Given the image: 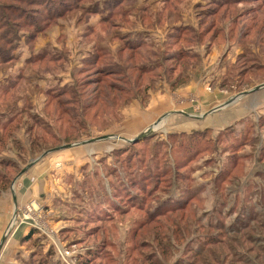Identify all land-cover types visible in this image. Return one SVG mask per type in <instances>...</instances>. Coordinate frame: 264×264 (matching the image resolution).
I'll use <instances>...</instances> for the list:
<instances>
[{
    "label": "rangeland",
    "instance_id": "374dc122",
    "mask_svg": "<svg viewBox=\"0 0 264 264\" xmlns=\"http://www.w3.org/2000/svg\"><path fill=\"white\" fill-rule=\"evenodd\" d=\"M50 1L48 7L55 9L59 1L75 0ZM81 1L90 8L95 0ZM115 1L132 10L101 21L99 13L73 8L48 22L44 6L0 0V52L8 53V41L18 46L15 60L0 63V116L22 108L2 133L7 139L17 134L22 142L11 141L20 153L12 155L19 169L15 163L0 173L13 178L43 151L78 144L65 148H73L70 153H47V158L58 156L61 167L55 174L59 189L52 191L55 208H46L38 196L23 202L16 229L7 234L8 226L5 231L0 263L9 264L18 253L20 258L10 264H52L55 255V263L61 264L59 248H66L73 264H264V0ZM204 10L210 13L204 15ZM92 23L95 29L88 28ZM138 26L154 34H140L148 37L146 46L126 49L119 31ZM183 48L190 53L179 63L172 60L177 64L170 80L161 69L144 75L134 67L155 64L162 52L171 55ZM111 49L134 57L126 64L132 83L126 91L125 77L104 79L108 74L100 69L108 65L105 56L113 54ZM98 54L103 55L101 62L91 65ZM61 71L67 78L71 74L74 89L82 85L78 90H85L83 98L81 93L72 98L71 91L59 101L39 90L44 78L53 80L52 74ZM188 71L207 92L235 96L230 105L214 111L220 126L227 123V115L238 117L219 131L204 128L202 118L220 100L204 105L206 96L196 89L180 91L174 95L178 111L162 116L138 142L123 139L141 135L157 118L128 126L123 121L129 106L147 114L160 94L156 84H172L177 78L176 90L188 83ZM17 72L22 74L18 83L8 87L5 77ZM111 83L116 89L107 87ZM146 86L151 87L144 91ZM251 90L254 97L248 96ZM37 111L43 118L33 114ZM182 111L193 117H184ZM193 122L194 127L186 126ZM173 124L190 128L176 132ZM112 130L114 137L99 139ZM12 187L20 188L15 182ZM29 210L34 213L26 219ZM56 214L59 219L52 221ZM25 227L40 237L23 234Z\"/></svg>",
    "mask_w": 264,
    "mask_h": 264
},
{
    "label": "crops",
    "instance_id": "0c3cea01",
    "mask_svg": "<svg viewBox=\"0 0 264 264\" xmlns=\"http://www.w3.org/2000/svg\"><path fill=\"white\" fill-rule=\"evenodd\" d=\"M144 7L145 6H137V8H144ZM139 10H142V9H139ZM98 16L102 17V14H99ZM90 25H94V24L92 23ZM153 32L154 31H150V29H146L145 27H142V26L133 27V28L132 27L131 28H124V29L120 30V33L122 35L129 36V38L131 40H137L140 38L144 42H147L148 37L145 38L140 34L150 33V36H152L154 34ZM188 50H190V49H188ZM111 53H113L112 56L114 57V59L118 61L119 60L118 52L111 49ZM194 66L198 67L199 65L195 64ZM200 68H201V66L198 69H200ZM201 69L204 70L203 72H209L208 71L209 67H207V66H206V68H201ZM19 74H20V72H17L13 75L6 76L5 78L7 81V83H6L7 86L9 84V82L13 78L19 76ZM64 74H66V73H63V71H61L60 73H57V74H52V76L54 77L53 80H50L48 77L44 78V80H43L44 83L41 85L38 84L39 86H41L39 90L42 91V93H44L46 95V91L48 89L54 87V86H63V85L69 86V85H71V74L69 73V78L64 76ZM186 74H188L185 76L188 83L183 84L180 88H178L176 90L174 89V86H172L167 81H161V82H158L156 84V87L154 90H157V92H159L160 94H155L154 99L152 100V104L150 105V108H149L150 110L147 111L148 112L147 114L139 115V113L135 112V110H136V108L134 107L135 105H133V106L128 105L129 106L128 111L125 112L126 120L124 119L123 123L126 122V124H128V126H132V125H137V124H142V123L148 122L151 118H155V117L158 118L160 116L158 119L155 118V120L156 119L160 120V118H162V116H165V115L168 116L170 114H173L175 111H178L176 108H178L180 106L178 101H177V98H174V95L178 94V92H180V91H182L184 93L185 92L188 93L190 90H192L194 92L195 89L202 97L206 96L207 100L205 99V102H203L204 105H207L208 101H210L212 99H215L216 101L220 100V102L217 103L216 106H214L213 110L210 109L207 113H205L204 117L202 118L204 128H209V129L213 128V129H216L219 131L225 125L227 126V124L232 122V119L238 117V116L227 115V123L224 126H220V124L216 121L215 112H216V110L219 112L224 107H227L228 105H230L231 101L234 99L235 96L227 97V94H226L227 91L224 92L225 94L220 92V91L219 92L218 91L207 92L204 87L198 85L199 82H197L194 79L191 80V77L196 75L195 73L188 71V73H186ZM205 76H207V75H205ZM10 77H12V78L10 79ZM187 77L189 78V80ZM0 82H2V78L0 79ZM197 86H199L200 88L199 87L197 88ZM151 91L152 90H149V92H151ZM248 93L250 94V95H248L249 97H251V96L254 97V93L249 92V91H248ZM128 106H126V107H128ZM185 107H188V105ZM15 109H17V111L14 113V115L11 114L10 116H7V117L0 116V125L8 124V122H10L13 119L12 117L15 116V114H17L21 110V108L20 109L15 108ZM214 110H215V112H214ZM182 112H184V111H182ZM33 114L43 118L42 113H40V111H37ZM183 116L186 118L193 117V115H191L190 113H185V112H184ZM155 120H154V123L157 121V120L156 121ZM190 121H193V120H190ZM198 122H200V121H198ZM194 125H196V124H194V122H193V123H190L186 126H193L194 127ZM173 128L176 130V132H178V131H186L190 127L185 128V126L182 124H173ZM112 129H114V128H112ZM194 129L199 130L197 128H194ZM109 136H114L113 130ZM12 138L15 139V142L17 140L18 143H20V144L22 143L21 140L17 138V134H13L12 137L8 139V144H7L6 148H4L3 150H0V171H2V168H3L2 163L3 162H11L14 164L17 163V167L19 168V160L17 159V157L16 158L12 157V155H14V152H16L17 155H19L20 153H19L18 149L14 147L15 144L14 145L12 144V142H14V141H12ZM106 139H108V138H106ZM65 150L69 151V153L71 151H74L73 148H70V150L64 149V151ZM45 152L46 151H43L41 154H39V156L37 155L35 157V159H33L29 163L25 164L22 167L23 169L20 172L18 170V172L12 178L10 186L0 195V259L2 257V253H3L1 250H4V247L6 245L5 244L4 247L2 248V244H4L3 241H4L5 231H6L7 227L9 226L8 220L10 217L9 216L10 207L12 208L11 211L13 210V212H14L16 209H18L20 207V205H22L23 202L33 198V196H36V197L38 196L39 201L41 203H43L46 208H48L50 210L55 208L54 204H56V199H55L54 195L52 194V191L54 189H59L58 188V179L56 178L55 174L59 173V171H60L59 169L61 167L58 165V162H59L58 156L47 158L46 157L47 154L43 155ZM74 162L76 164L77 160L75 159ZM44 174H45V176H43ZM40 179H42V181ZM14 182L16 184H18L20 188L12 187V184H14ZM1 204L5 205V207L2 208ZM71 207H72V204H71ZM51 217H52V221L59 219L57 214L55 216H51ZM22 233L27 234V235L32 234L31 228L30 227L22 228ZM32 236L33 237H37V236L40 237V234L35 232V235L32 234ZM18 256H19V254L17 253V255L14 256L13 258L11 257L9 264L11 263V260H12V263L16 262V259L20 258V257L18 258ZM58 257H57V255H55V257L52 261V264H56L55 261H57ZM59 261L61 262V264H65L61 260H59ZM21 262L22 261H20V263ZM7 263H8V260L6 261V264ZM22 264H24V262Z\"/></svg>",
    "mask_w": 264,
    "mask_h": 264
},
{
    "label": "trees",
    "instance_id": "16d2710c",
    "mask_svg": "<svg viewBox=\"0 0 264 264\" xmlns=\"http://www.w3.org/2000/svg\"><path fill=\"white\" fill-rule=\"evenodd\" d=\"M24 1H27L28 3H33V4H36V5L44 6V11L45 12L48 11L47 14H46V17H45V19L48 22H52L54 19H57V18L63 16L65 12H67V11L73 9V8L84 9L85 12L97 13V14L98 13L100 14V13L106 12L107 15L106 16H102L101 21H107V20L110 21L111 18H113V17H115L117 15H127L130 12L129 10H132V9L127 10L126 7L123 6V4H125V2L122 3V2L115 1V0H95V1H92L93 4L91 3V5L93 7H90V8L89 7H85L84 4H83L84 1H81V0H75L72 4L71 3L65 4V2L59 1L58 2V7L55 8V9L53 8V6L52 7H48V5H50L49 3L51 2L50 0H24ZM86 1H88V0H86ZM245 1H247V0H225L224 2L225 3H228V4H230V3H234L235 4V3H240V2L245 3ZM203 12H204L203 13L204 15H207V14L210 13V10H204ZM40 27L41 26H39V27L37 26L36 30L37 31H40ZM186 27H187V25L181 26L180 28H181V30H183ZM88 28L95 29L96 26L95 25L94 26L93 25H89ZM119 36H120V38H123L124 39V46L126 47V49H129V50L135 51L136 49L142 48V47H144V46L147 45L146 42H144L142 39L139 38L137 40H131L129 38V36L122 35L120 33V31H119ZM8 42L10 43V48H9L8 53L2 54L0 52V63H2V64H3L4 61H6V62L7 61H13V60H15L17 58V54H16V50L18 48V46L16 45L17 42H14V41H8ZM99 48L100 49H103L104 47H101L99 45ZM123 49H122V51H123ZM188 52L189 51L186 48H183L182 50L175 51V53H172L171 55H167V54H165V52H162L160 54V57H157L159 60H157L156 62H153L155 64H152V63L151 64H137L136 63L134 67L137 70L142 71L144 75L146 73L153 72V70H155V69H161V71L162 70L164 71V74H169L168 75V79L170 80V75L173 74L174 71L176 70V67L175 66L177 64V63L176 64L171 63L172 60L174 59L173 61H176V62H178L179 60H183V58H186L187 57V53ZM173 56H175V57L173 58ZM102 57H103V55H99V54L93 56L91 58V61H92V64L91 65H93V64H99L101 62ZM105 57L108 60V63H107L108 65L106 66V68H103V66H100V69L101 70H105L107 72V74H108V75H103V76H105L104 79L109 78V76L110 77H115V76L125 77V80H126V84L125 85L126 86H123V89H125V87H127V85L128 86L129 85H132L131 79L129 78V68L130 67L127 68L126 64H127V62H132L134 60V57H132L130 55L128 57L121 56L120 51L118 52V58H119L118 61L115 60L112 55L105 56ZM160 59H161V62H160ZM148 63H150V62H148ZM157 63L159 65H157ZM155 65L157 67L153 69V67ZM118 71H121V73L120 74L117 73ZM21 75L22 74H19V76H21ZM19 76L13 78L9 82L8 87L15 86L18 83V81H19ZM181 77L183 78L184 75H181ZM104 79L101 80V81L104 82ZM140 79H141V77L139 78V80ZM177 80L178 79L176 78L174 80V82H172V84L171 83L170 84L172 86H175ZM76 87H77V88H75L76 91H74L75 90L74 89V84L73 85L71 84L69 86H66V85H63V86H54V87H52V88H50V89H48L46 91V95L49 98H60L59 101H63L62 99L63 98H67V96L69 97L70 92L73 91L72 94H71L72 95V98L74 97L76 99L79 96L80 93H81L80 94V98H83L84 97V91L85 90H82V91L81 90L80 91L78 90V89L82 88V85L81 86H78V83H77V86ZM107 87L108 88L114 87V89H116L117 86L114 83H111V84L107 85ZM149 87H151V86L144 87L145 88L144 91L148 90ZM131 90L132 89L129 87L128 93L131 92ZM96 91H98V89H96ZM102 91H100V92H102ZM122 91H126V89L125 90H122ZM95 97H97V95H95L94 98ZM21 112H22V108H21V110L17 114H15V116L12 117L13 119L10 122H8V124L0 125V145H2V143L6 144L7 140L9 139V138L8 139L7 138H3V136H2L3 131H5L6 129H9L11 127V124L16 119H18V117H19L18 114L21 113ZM36 117H38V116H36ZM32 119H35L34 116H33ZM38 119L40 120V118H38ZM11 130L14 131V129H11ZM2 165H3V167H8V168L9 167H16L15 164L14 163H11V162H3ZM11 181H12V178L9 176V174L7 172H4L2 174L0 173V183H1V186H2V187H0V193L3 191L2 189L5 188V187L3 188V186L4 185L6 186L8 184V182L10 183ZM242 223L244 224V222H242ZM244 225H245V227L247 225H249V227L252 226V224L249 223V222H247V224H244ZM232 227H233V225H232ZM235 233L237 234V233H239V231H236ZM245 263H247V262H245Z\"/></svg>",
    "mask_w": 264,
    "mask_h": 264
},
{
    "label": "built area",
    "instance_id": "2783aa9c",
    "mask_svg": "<svg viewBox=\"0 0 264 264\" xmlns=\"http://www.w3.org/2000/svg\"><path fill=\"white\" fill-rule=\"evenodd\" d=\"M18 211H19V213H18ZM20 212L21 211L18 209H16L14 211L15 216L13 215L11 220H10L9 227L6 231L7 234L10 233L11 230L13 231L16 229V227H17V221L16 220H17V216L20 214ZM33 213H34L33 210H29L27 213H25L26 219L30 218ZM38 228H41V227H39V224H38ZM59 255L61 256V258L64 262H66L68 264H73L72 260H71V258H72L71 250H68L66 248H59Z\"/></svg>",
    "mask_w": 264,
    "mask_h": 264
},
{
    "label": "water",
    "instance_id": "95a60500",
    "mask_svg": "<svg viewBox=\"0 0 264 264\" xmlns=\"http://www.w3.org/2000/svg\"><path fill=\"white\" fill-rule=\"evenodd\" d=\"M255 90V89H254ZM254 90H251V92L252 91H254ZM215 111V110H214ZM167 116V115H166ZM165 116V117H166ZM164 118V117H163ZM162 119V118H161ZM161 119L158 121V122H156V123H154L153 125H151V126H149L141 135H139V136H137L136 138H133V139H126V138H123V139H125V140H127V141H130V142H134V141H138V140H140V139H142V138H144V137H146V135H148L149 133H150V131H152L153 129H154V127H156V125L158 124V123H160L161 122ZM110 137H113V136H103V137H100L99 139H105V138H110ZM80 144V143H79ZM73 145H78V144H67V145H62V146H59V147H55V148H53V149H50V150H48V151H46L43 155H45V154H47V153H49V152H52V151H55V150H61V149H65V148H68V147H71V146H73Z\"/></svg>",
    "mask_w": 264,
    "mask_h": 264
}]
</instances>
